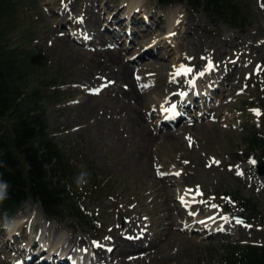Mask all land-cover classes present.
<instances>
[{
    "label": "rangeland",
    "instance_id": "obj_1",
    "mask_svg": "<svg viewBox=\"0 0 264 264\" xmlns=\"http://www.w3.org/2000/svg\"><path fill=\"white\" fill-rule=\"evenodd\" d=\"M119 1L126 3L128 0ZM145 1L149 2L145 10L150 14L148 20L152 35H141L134 42L125 37L117 48L114 38L105 30L110 19L109 14H103L102 11L105 0H0V50L10 57L11 62L16 63L18 89L24 93L21 98L22 108L26 112L33 111L34 108L43 112L49 135L74 164L81 168L80 173L84 171L90 174V182L77 187L72 195L71 207L80 213L65 212L62 217L48 221L54 228L62 227L63 223L72 224L76 235L85 236L93 245L98 246L102 242L112 241L114 231L123 228L129 218L137 222L136 217H139L144 232L151 239L157 238L153 234L154 231L161 230L157 212H149L140 204L145 187L151 180L144 173V162L141 163L136 158L141 153V146L145 144L141 142L142 132L152 136L151 142L147 143L152 154L154 150L159 151L164 156L161 158L164 164L172 157L169 144L160 138L164 131L160 127L163 121L161 111L166 113L168 108L166 102L162 101L160 112L156 114L151 111L144 113L135 108L128 109L125 102L129 101H124L123 92L128 91L129 81L137 85L136 90L139 92L138 80L144 78L140 83L148 91V98L144 99L155 100L159 97L160 81L174 85L177 88L175 98L179 99L186 95V91L177 86L181 79L186 80L198 95L204 96L206 83L202 80L207 72L214 74L224 71L234 63L237 66L233 87L235 92L230 93L226 86L216 83L214 86L223 92L224 97L215 94L208 96V100L212 98L211 106L221 104L222 118L233 120L229 128L231 131L223 137L221 149L213 148L211 130L205 127L203 143L196 130L194 148L191 146L190 149L183 139L181 152L177 153L184 154L186 168L194 173L190 176L191 179L207 183L206 192L210 205L203 206L204 213L215 215L219 212L221 207L217 201L220 199L221 205L228 206L230 213L223 216L228 217L229 223L232 221L228 224L230 237L220 235L210 240L208 232V235L198 236L195 244L178 238L176 249L167 250L152 263L222 264L229 246L264 243V177L258 174L257 165L252 162L256 157L264 162V156L250 151L245 138L248 133L264 135V44L258 39V34H263L264 30V0H234L244 17L239 22L241 26H234L227 18L215 19L203 9L192 8L187 2L163 7L158 0ZM88 7L92 8L95 16L100 13L104 19L99 31L103 35L102 39L107 42V47L102 49L107 52H99L102 51L100 47L87 45L88 35L81 34L82 29L73 27L69 22L70 11L81 13ZM155 9L162 11L165 19L167 28L163 32L157 30L156 21L151 18ZM65 10L66 17L63 14ZM183 10L195 14L202 21L192 35H188L185 29L175 30L172 25V15ZM88 18L93 19V15L88 14ZM78 19L81 20V17ZM52 32H55L54 37L50 35ZM183 36L185 39L180 40ZM223 37L231 40L229 46L221 45ZM160 41H166L168 45L177 41L182 46L177 55L165 58V51L162 49L157 50L156 57L150 53L145 55L148 46ZM239 41L244 42L245 49L235 52L233 48H237ZM193 42L199 45L202 52L197 64L184 49V46L191 47ZM115 48L120 54L118 59L110 53ZM81 50L89 52L83 53ZM97 50L99 53L95 54ZM82 57L87 58L82 60ZM79 58L81 62L78 61ZM179 58H184L187 63L178 65ZM168 63L176 66L174 73L170 75L167 68L162 67ZM88 66L94 72L91 77L86 78ZM155 69L159 72L160 80L153 75L147 77ZM191 73L194 74L189 76ZM96 91L99 94H92ZM134 104L135 102L132 103ZM203 111L198 109L194 114L187 112L185 118L189 122H195L198 128L199 124L214 119L213 109L208 110L206 116L201 115ZM170 113L174 114V110ZM136 116L142 117L143 123L141 127L136 124L132 129L131 125L134 123L131 121ZM172 119L165 122L173 121ZM181 129L183 125L180 123L171 128V132ZM246 154L251 158L246 159ZM127 158L133 159L135 164L121 169L119 164ZM195 158L203 160L205 170H198L194 164ZM239 159L244 161L239 162ZM169 172L180 174L183 180L187 179V172L175 163L170 162ZM235 173L236 176L233 175ZM164 174L166 172H157V176ZM83 179L87 180V175ZM99 183L103 184L98 188ZM72 185H76V182H72ZM201 194L200 187H188L185 194L176 199L182 200V204L187 200L197 204L202 203ZM237 196L252 200L256 213L251 214L243 208L234 199ZM35 204L36 208L33 209L27 203L15 218L16 221L7 223L9 228L20 222L25 224L26 231L31 224L42 229L43 218L39 210L45 215L40 204ZM152 207L150 204L149 208ZM194 211H190V216L197 215ZM176 212L170 209L169 217L175 218ZM235 214H241L247 222L237 223L233 219ZM26 219L29 220L26 222ZM3 224L5 222L0 216V227ZM188 224L190 223L178 224L177 231L184 232V228L190 226ZM237 224L247 228L245 238ZM62 230L64 237L70 235V230ZM8 232L6 237L9 236ZM193 232L196 233L197 230ZM191 233L188 232V235ZM16 245L13 243L2 253L0 251V264L7 261L19 264V254L12 250ZM18 247L26 248L27 243L19 244ZM112 248L113 245L109 250ZM44 254L48 255L47 252Z\"/></svg>",
    "mask_w": 264,
    "mask_h": 264
},
{
    "label": "bare ground",
    "instance_id": "obj_2",
    "mask_svg": "<svg viewBox=\"0 0 264 264\" xmlns=\"http://www.w3.org/2000/svg\"><path fill=\"white\" fill-rule=\"evenodd\" d=\"M146 6H149V2L145 0H128L126 3L119 0H105L102 11L103 14L104 12H107L110 16V19L105 25V30H107L114 38L117 48L121 45L122 41H124L125 37H127L130 42H134L136 39L140 38L141 35L142 37L145 35H152V29L150 28V22L148 20V18L150 19V14L145 10ZM70 12V24L73 27L81 28L83 31H81V34L88 35V40L86 42L87 45L100 47L101 49L107 47V42L102 39L103 35L99 31V28L104 21L100 13H97L95 16L92 13L91 7H88L81 13L76 12L77 14L74 11ZM161 12L162 11L159 12L155 9L153 13H151V18L153 20L155 19V26L159 32H163L167 28ZM63 14L66 17V10ZM88 14L93 15V19L91 18L90 20ZM172 16L174 19V23L172 24L174 29H185L188 35H192L202 23L195 14L184 10L176 12ZM79 17H81V20L78 19ZM114 22H116V24H114ZM140 27L142 29H139ZM50 35L54 37L55 32H52ZM232 38L233 37L231 36L230 39ZM183 39H185L184 36L180 40ZM230 39L223 37L221 45L229 46L231 43ZM258 39L264 44V30L263 34H258ZM238 40H240V38ZM174 43L175 44L168 45V42L166 41L155 42L147 47L145 55L150 53V55L156 57L158 49L165 51L163 58L172 54L177 55L182 44L177 41ZM245 46L244 42L239 41L237 42V48L233 49L235 52L238 50L243 51ZM117 48L112 49V52H110L116 59H118L117 57H120L119 52L117 53ZM184 49L192 56V61L197 64L199 62V56L202 54L199 45L196 42H193L191 47L186 46L185 48L184 46ZM81 51L83 53L89 52L88 50ZM99 52L107 51L102 49V51ZM99 52L97 50V53L95 54H98ZM190 52H193V54ZM86 58L87 57H82V60H85ZM78 61L81 62V59L79 58ZM182 62L187 63L184 58H179L177 64L179 65ZM162 67L167 68L168 75L174 73L176 69V66H171L170 63L163 64ZM86 70L85 77H91L94 70H92L90 66L86 67ZM236 71L237 66L234 63L230 64L224 71L214 72V74H211L210 71H208L202 80L203 83H206V90L203 93L204 96L198 95L196 91L186 83V80L183 81L181 79L178 80L179 83L177 86L183 91H186V95L179 99L175 98L177 88L172 84H167L162 81H160L158 86L160 89L159 97L155 100L144 99L148 98V91L144 88V85H140L141 80L144 78L138 80L139 92L136 90L137 85L132 83V81H129L130 87L127 89L128 91L123 92L124 101H129L125 102V106L128 109L135 108L144 113L151 111L156 114L160 112L159 108L162 101L166 102L168 108L166 113L165 111H161L163 121L161 122L160 127L164 131L160 138L169 144L168 146H170L172 157L170 156L164 164L161 159L164 156H162L159 151L154 150L152 154L150 148L148 150L149 146L147 143L151 142L152 138L150 133L142 132L140 133L142 136L141 142H144L145 144L141 146V153L136 158V160L141 163L144 162V173L147 174L151 180V183L145 187V193L142 196L140 204L142 208L149 212H157V220L161 229L160 232L154 231L153 233L154 237L157 238L151 239L144 232L139 217H136L137 222L129 218L127 224L123 228L116 229L112 241L109 240V242H102L100 245L95 246L91 243L89 238L82 235H76V230L72 224L63 223L62 227L56 226L54 228L52 223H50L48 219L43 216L42 211L39 210L43 218L42 229H38L31 224L28 227L29 230L26 231L24 228L25 224H20V222L17 223L19 224V227L14 232H8L5 228L0 227L1 253L6 247H10L15 243L17 245L13 247L12 250L17 253V255L19 254V264H152L167 250L176 249V243L179 241L178 238H180V240L191 241L195 244L197 243L196 238L198 239V236L208 235V232V238L210 240H214L220 235L223 237H230L228 231L230 225L228 224L232 223V221L229 223L228 217L223 216L230 213L228 206L226 204L221 205L222 199H220L217 201L218 206L221 207L219 212H216L215 215L204 213L202 210L203 206L210 205V200L208 199L206 192L207 183L205 181L202 183H200V181H193L190 176H193L194 173L189 171V168H186L184 154L177 153L181 152V141L183 139L188 143L190 149L191 146L194 148L196 143L194 140L196 130L199 131L201 138L200 141L203 143L206 136L204 130L205 127H209L211 130L210 135L214 143L213 148L221 149L220 146L223 137L231 131L229 128L233 123V120L222 118L221 104L217 107L211 106L212 98L208 100V96L215 94L218 97H224L223 92L220 91L217 86H214L216 83L226 86L228 92L234 93L235 90L233 87L235 85L234 76ZM192 74L194 73L189 74V76H192ZM152 75L156 76L157 80H160L159 72H157L156 69L147 77L149 78ZM133 102H135L134 105H132ZM198 109L204 110L201 112V115L204 116H206L208 110L212 109L215 114L214 119L208 120L205 124H199L197 128L195 122L192 123V121L189 122L186 120L185 114L187 112L189 114H194ZM171 110H174V114L172 115L170 113ZM169 118H173V121L169 120L168 122H165V120ZM131 123H134L132 125L130 124L132 129L135 128L136 124L138 127H141L143 119L142 117L136 116L132 119ZM180 123L183 125L184 131L181 129L178 132L172 133L171 128H174ZM130 158L125 159L119 164L121 169L131 167L135 164L133 163V159ZM170 162L182 167V169L187 172L186 180H183L178 173L169 172ZM194 164L197 166L198 170H205V163H203V160L200 158H195ZM157 172H166V174L157 176ZM233 175L236 176V173ZM188 187H200L202 191V203L196 204L187 200L182 204V200L179 198L176 199L177 196H183ZM149 197H151L150 200L148 199ZM150 204L153 205L152 208H149ZM28 205L32 206L33 209L36 208L35 203L28 202ZM170 209L177 211L175 218L169 217L170 214L168 211ZM192 210L197 212L195 217L190 216L189 214ZM28 220L26 219L24 221L27 222ZM15 221L16 219L13 220V222ZM186 222L190 223L188 224L190 226L187 228L185 227L184 232L177 231L178 224H185ZM17 224L11 228H14ZM236 226L243 231V238H245V234L248 232L247 228L244 226L240 227L239 224ZM62 229L70 230V235L64 237L62 235ZM194 230H197V232H193ZM7 232L9 234L8 237H6ZM188 232H192L189 234L190 236L188 235ZM23 243H27L26 248L18 247L19 244ZM111 245H113V248L109 250ZM46 252L48 255L44 254ZM4 264L11 263L7 261Z\"/></svg>",
    "mask_w": 264,
    "mask_h": 264
},
{
    "label": "trees",
    "instance_id": "obj_3",
    "mask_svg": "<svg viewBox=\"0 0 264 264\" xmlns=\"http://www.w3.org/2000/svg\"><path fill=\"white\" fill-rule=\"evenodd\" d=\"M163 7L188 3L203 9L215 19L227 18L234 26L244 19L234 0H158ZM16 63L0 50V182L9 187L0 203V216L11 221L29 201L40 204L48 219L62 217L71 207L77 189L76 178L81 169L66 155L48 133L45 115L38 108L26 112L22 108L23 91L18 89ZM250 151L264 156V135L248 133ZM249 159L250 156L246 154ZM239 159V162H243ZM84 172V171H83ZM90 182V176H88ZM84 178V177H83ZM103 183H99L98 188ZM234 199L251 214L256 213L252 200L237 196ZM81 218V217H80ZM222 264H264V243L229 246Z\"/></svg>",
    "mask_w": 264,
    "mask_h": 264
},
{
    "label": "clouds",
    "instance_id": "obj_4",
    "mask_svg": "<svg viewBox=\"0 0 264 264\" xmlns=\"http://www.w3.org/2000/svg\"><path fill=\"white\" fill-rule=\"evenodd\" d=\"M85 175H90L88 172H82L80 173V176L76 178V185L77 187H80L82 185H85L88 180H84L83 177ZM9 187V185L6 183V182H0V203H3L6 196H5V193H6V190L7 188ZM3 227L8 230L9 232H14L16 230V228L19 227V224H17L14 228H9L8 224L5 223L3 224Z\"/></svg>",
    "mask_w": 264,
    "mask_h": 264
},
{
    "label": "water",
    "instance_id": "obj_5",
    "mask_svg": "<svg viewBox=\"0 0 264 264\" xmlns=\"http://www.w3.org/2000/svg\"><path fill=\"white\" fill-rule=\"evenodd\" d=\"M258 164V172H259V175L264 177V163L263 164H260V157L258 158L257 162ZM234 219L237 221V220H240L241 222H246V219H244V217L240 214H236L234 216Z\"/></svg>",
    "mask_w": 264,
    "mask_h": 264
},
{
    "label": "snow or ice",
    "instance_id": "obj_6",
    "mask_svg": "<svg viewBox=\"0 0 264 264\" xmlns=\"http://www.w3.org/2000/svg\"><path fill=\"white\" fill-rule=\"evenodd\" d=\"M109 83H114V82H109ZM92 94H99V92L98 91H96V92H94V93H92ZM253 163H255V161H252ZM237 223H241V221L240 220H237L236 221Z\"/></svg>",
    "mask_w": 264,
    "mask_h": 264
}]
</instances>
